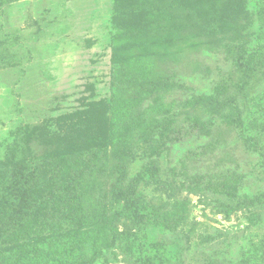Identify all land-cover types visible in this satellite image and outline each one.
Returning a JSON list of instances; mask_svg holds the SVG:
<instances>
[{"label":"rangeland","instance_id":"1","mask_svg":"<svg viewBox=\"0 0 264 264\" xmlns=\"http://www.w3.org/2000/svg\"><path fill=\"white\" fill-rule=\"evenodd\" d=\"M247 3L254 66L236 44L186 27L160 56L155 46L132 51L148 86L128 80L115 93L114 0H0V166L26 127L57 132V120L70 113H89L107 135L84 176L68 179L82 195L67 196L64 219L47 212L42 229L34 183L46 180L45 156L56 147L32 141L0 222V264H78L85 249L87 263L141 264L127 248L144 236L165 245L163 264L251 258L264 237V0ZM218 4L185 6L200 7L204 18ZM160 78L170 89H155ZM136 198L150 210L131 205ZM83 218L107 226L99 245L63 239ZM167 219L168 228L159 226Z\"/></svg>","mask_w":264,"mask_h":264},{"label":"trees","instance_id":"2","mask_svg":"<svg viewBox=\"0 0 264 264\" xmlns=\"http://www.w3.org/2000/svg\"><path fill=\"white\" fill-rule=\"evenodd\" d=\"M188 2L197 4L205 3L207 0H114L112 24L117 31L120 29L117 35L118 43L114 45L111 70L112 87L115 93H120L121 84L128 80L129 82L135 80L134 83L139 87L140 85L148 86L147 74L141 62L142 58L134 59L132 51L138 49L143 54L148 47L155 46V55L160 56L161 53L167 51V46L173 43L174 36L181 34L186 27L203 29V31L236 44L240 52L248 57V63L253 66L256 64L259 53L251 52L248 40L250 35L246 34V31L251 26L253 27L252 16L247 11L249 8L247 0H219L217 6H208L204 18L199 13L200 7L194 10L186 8L185 5ZM162 19L163 25L160 23ZM154 23L155 36L153 34ZM125 30L128 32L125 43L122 44ZM158 31L162 34H157ZM2 54L3 57H8L7 50H3ZM170 85L164 78H160L155 82V89H161V87L170 89ZM94 121V117L89 113L78 111L61 116L57 120V125L60 126L57 132L51 130L49 125L43 128L26 127L20 136L19 144L13 150L8 161L0 166V222L4 219L5 214L9 213L11 191L19 176V170L29 162L28 154L31 143L35 139L52 149L56 147V151L51 152L52 155L45 156L49 165L46 180L34 183L36 189L33 191V198L35 199L36 213H39L37 215L42 218L37 229L48 226L47 212L52 215L60 214L64 219L65 214L61 213L63 211L60 208L61 205H67L66 201H69L67 196L71 194L72 199H76V197L79 199L82 195V186H72L71 183H67L70 175L76 172L78 176L83 177V174L88 171L91 159L94 158L93 155H97L94 150L104 146L107 140V135L103 133V127L97 126ZM73 203L75 205L76 201ZM144 204L145 202L139 198L131 202V205L136 209L150 210L151 206ZM67 208V216L72 217L74 211L69 206ZM32 223L35 225L36 221ZM159 226L168 228V219L163 220ZM76 229L75 232L65 233L63 239L69 237V243L89 242L86 246L92 243L95 247L100 244L101 236L106 234L107 226L98 221L93 224L90 219L83 218ZM34 231L36 232V229ZM143 238L145 242L142 245L137 242L138 239L129 242L127 248L129 254H132L141 264H157V261L163 264L165 259H168L167 250L164 249L165 245L155 242L151 237L148 239L144 236ZM71 239L74 241L70 242ZM254 248L255 250L250 252L251 258L245 257L241 264H260L256 262L259 252L260 259L264 262V237L261 243L254 245ZM17 250L20 249L17 248ZM17 250L10 249L15 253H18ZM87 250H84L83 259L78 264L93 263L92 259L89 263L86 262L85 253ZM52 254H54V250H52ZM1 261L6 263L9 259L4 258ZM25 263L30 264L31 262ZM56 264L60 263L56 262ZM61 264L68 263L61 260Z\"/></svg>","mask_w":264,"mask_h":264}]
</instances>
